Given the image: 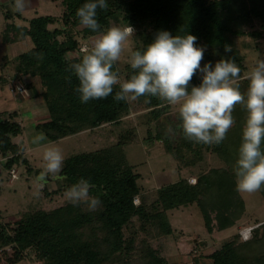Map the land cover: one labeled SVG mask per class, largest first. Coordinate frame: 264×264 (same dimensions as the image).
<instances>
[{
  "label": "trees",
  "instance_id": "obj_1",
  "mask_svg": "<svg viewBox=\"0 0 264 264\" xmlns=\"http://www.w3.org/2000/svg\"><path fill=\"white\" fill-rule=\"evenodd\" d=\"M10 2L14 4V0ZM85 2L61 0L64 6L61 15L41 14L28 24L8 22L3 28L5 43H15L27 36L33 40L29 50L14 58L11 87L26 76L41 80V91L33 82L28 83L49 109V119L37 122V129L48 139L59 140L108 123L119 124L132 109H149L154 117L163 113L171 127L157 133V137L174 154L180 168L196 173L197 182H191L188 174L146 192L138 182L141 174L134 171L135 165L128 163L124 149V145L139 137L137 127L133 126L121 131L118 139L108 146L73 154L64 160L60 175L65 177V184L60 183L61 188L67 189L83 178L92 185L89 195L99 199V206L90 210L85 203L74 206L68 201L52 209L32 208L13 222L0 219V260L17 264L30 255L38 264H169L160 238L175 235L172 210L197 204L210 232L235 226L244 217L247 205L236 188L234 165L247 113L242 105H237L233 112L235 123L226 139L219 145H205L188 140L179 112L177 123H172L166 112L171 105L157 97L116 101L114 97L119 91L116 85L107 98L81 103L76 92L79 80L69 65L79 62L84 43L97 35L82 27L76 16ZM107 3V9H97L101 31L114 24L132 26L134 51L146 49L160 31H168L172 36L194 35L196 46L204 49L201 67L209 62L214 67L220 59H234L241 69V91L246 92L249 81L243 78L245 57L236 40L248 34L247 26L257 25L251 35L255 39L261 37L264 0H107ZM16 15L22 16L10 9L5 11L7 19ZM226 46L231 48L230 52L225 51ZM117 69L122 82L133 73L129 62L114 65V70ZM202 75L197 71L189 90L200 85ZM17 112L0 111V156L7 169L21 160L29 163L22 152L25 144L14 139L25 131ZM148 134L155 135L151 128ZM208 155L218 163L209 165L212 161H208ZM261 191L264 196V186ZM136 197L140 202H136ZM255 225L248 239L241 232L225 239L209 255L212 264H264V221ZM193 264H202L201 257H195Z\"/></svg>",
  "mask_w": 264,
  "mask_h": 264
},
{
  "label": "clouds",
  "instance_id": "obj_2",
  "mask_svg": "<svg viewBox=\"0 0 264 264\" xmlns=\"http://www.w3.org/2000/svg\"><path fill=\"white\" fill-rule=\"evenodd\" d=\"M31 0H14L13 11L23 14ZM107 0H86L78 8L79 24L97 33L90 46L82 49L78 63L69 68L79 80L76 92L81 103L105 99L119 85L116 101L136 100L141 96H153L172 106H178L185 137L195 143L219 145L235 123L233 112L242 105L247 113L242 130V142L234 165L236 188L239 192L255 193L264 186V59L258 60L247 73L246 92L241 91V69L234 59H220L213 67L209 62L201 67L204 49L196 46L197 37L191 34L172 36L160 31L144 50H137L129 59L133 73L120 79L114 65L121 59L134 29L130 25H113L101 31L97 9H107ZM230 52L229 46L225 47ZM201 72L202 82L192 86L190 82ZM47 140L41 132L32 144L42 149L43 171L37 176L42 187L51 177L63 181L60 175L64 164L61 149ZM92 185L80 179L65 192V198L74 206L81 203L95 210L100 201L90 197Z\"/></svg>",
  "mask_w": 264,
  "mask_h": 264
},
{
  "label": "rangeland",
  "instance_id": "obj_3",
  "mask_svg": "<svg viewBox=\"0 0 264 264\" xmlns=\"http://www.w3.org/2000/svg\"><path fill=\"white\" fill-rule=\"evenodd\" d=\"M38 5L28 8L22 16L16 15L7 19L5 11H13V4L6 5L0 0V74L3 73L5 79L0 81V90L4 95L0 99V111L4 114L14 110L17 112V119L25 126L23 136H18L16 141L23 142L22 152L29 160V163L21 160L13 168L19 172V177L14 179L11 169L4 166V158L0 156V219L6 222H13L22 217L23 213L32 208L52 209L68 202L65 198V192L68 189H62L61 181H54L49 177V181L41 187L37 182V176L43 171L42 149L32 144V139L42 131L37 129L36 124L39 121L49 119V109L41 96L35 94L33 88L28 86L33 82L38 90H42L41 80L39 78L24 77L21 81L28 87L30 92L24 96L12 92V83L14 80L8 78L10 72L15 74L14 58L33 46L31 36L22 38L15 43H5L3 41V27L8 22L16 24H28L30 19L41 14L61 15L64 6L61 0H37ZM116 25V24H114ZM56 25H52L54 27ZM257 27L247 26L248 34L240 36L236 40L237 48L245 57L246 70L244 77H247L249 70L255 63L264 59V26L260 25L262 35L259 38L253 37L251 32ZM134 29V28H133ZM135 33V29H134ZM133 37L125 45L121 54V59L117 62L120 66L129 62L131 54L134 52L136 40ZM95 37L87 41L91 45ZM12 77V75H11ZM18 81V78H16ZM121 79V76H120ZM243 83V80L241 81ZM246 90V87L244 88ZM0 91V93H1ZM172 123H177L176 114L178 106H172L166 111ZM123 122L119 124H106L93 130H84L79 133L67 136L59 140L48 139L42 143L52 142L57 145L65 159L73 154L91 151L102 148L114 143L121 131L137 127L139 137L132 142L124 145L128 163L135 165L134 171L140 173L138 180L146 192L153 191L163 184L176 182L184 176L196 177V173H189L187 168H180L179 162L173 153L166 149L163 140L157 137V133L164 132L163 129H170L169 122L166 121L163 113L154 117L149 109H132L123 117ZM149 128L155 135L149 136ZM208 155L209 165L218 163ZM64 159V160H65ZM61 183V184H60ZM63 183L62 185H64ZM48 190V192H47ZM246 200L247 209L244 217L238 221L235 226L224 230H207L201 209L197 204L183 205L171 211V221L175 228V235L160 238L161 244L166 249L169 256V264H193V259L201 257L202 264H212V258L209 256L216 248L220 247L223 241L233 234L243 230L245 227L253 228L259 221H264V196L261 190L255 193L241 192ZM139 198V197H138ZM140 200V199H139ZM140 202V201H139ZM156 240H153L155 242ZM1 253V252H0ZM0 264H6L2 259ZM17 264H38L30 255L25 260Z\"/></svg>",
  "mask_w": 264,
  "mask_h": 264
},
{
  "label": "built area",
  "instance_id": "obj_4",
  "mask_svg": "<svg viewBox=\"0 0 264 264\" xmlns=\"http://www.w3.org/2000/svg\"><path fill=\"white\" fill-rule=\"evenodd\" d=\"M85 46H88V45L84 44L82 49ZM11 89H12V92H14L15 94H22L23 96H25L27 93H29V95H27V96H30V92H28L29 89L27 88V86L23 82H20V81L15 82ZM10 172H11L12 177L14 179L19 177V172L17 171L16 168H12ZM190 181L193 182V183H196L197 182V178L196 177H190ZM135 200H136L137 203L140 201L138 197H136ZM251 231H252L251 227L250 228L245 227L240 232L242 233V236H243L244 239H248V238L251 237Z\"/></svg>",
  "mask_w": 264,
  "mask_h": 264
},
{
  "label": "crops",
  "instance_id": "obj_5",
  "mask_svg": "<svg viewBox=\"0 0 264 264\" xmlns=\"http://www.w3.org/2000/svg\"><path fill=\"white\" fill-rule=\"evenodd\" d=\"M3 1V3H5L6 5H8V4H10V0H2ZM36 5H38V2H37V0H31V3H30V6H29V8H31V7H35ZM4 28V27H3ZM15 72V71H14ZM11 75H13L12 74V72H10V74L8 75V78H11ZM3 79H5L4 78V76H3V73L2 74H0V81H4ZM0 85H1V83H0ZM1 87V86H0ZM1 91V90H0ZM2 94H4L3 93V89H2V91H1V93H0V99H3L4 98V95H2ZM25 97V96H24ZM15 139V141H16V139H18L17 137H15L14 138ZM18 140H20V139H18ZM22 141V143L23 142H25V140H21ZM216 230H218V229H216ZM167 257H168V260H169V256L167 255ZM170 262V261H169Z\"/></svg>",
  "mask_w": 264,
  "mask_h": 264
}]
</instances>
